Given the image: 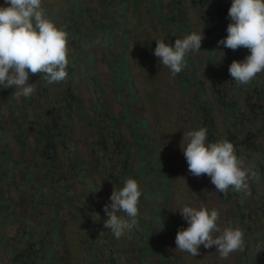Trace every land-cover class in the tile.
<instances>
[{"label":"rangeland","instance_id":"obj_1","mask_svg":"<svg viewBox=\"0 0 264 264\" xmlns=\"http://www.w3.org/2000/svg\"><path fill=\"white\" fill-rule=\"evenodd\" d=\"M42 7L69 34V75L52 84L30 75L36 90L27 98L0 89V264H264V97L221 72L218 81L217 59L190 60L211 58L207 50L186 56L191 87L153 54L158 40L174 45L193 30L209 38L212 26L231 21H202L206 10L191 0H42ZM172 16L183 33L173 31ZM228 50L230 63L250 55ZM124 63L134 91L117 87ZM249 88L264 93V72ZM140 119L147 127H138ZM200 128L209 142L233 143L249 172L245 191L221 193L210 177L188 171L183 133ZM129 177L142 193L140 214L117 239L103 227L104 205ZM165 179L170 197L159 192ZM184 206L216 209L221 228L244 232L243 250L222 259L215 246L201 245L199 256L175 249L178 230L188 227ZM164 211L168 227L158 222Z\"/></svg>","mask_w":264,"mask_h":264},{"label":"clouds","instance_id":"obj_2","mask_svg":"<svg viewBox=\"0 0 264 264\" xmlns=\"http://www.w3.org/2000/svg\"><path fill=\"white\" fill-rule=\"evenodd\" d=\"M5 5L0 6V89L15 88L13 94L27 98L36 90L30 75L40 74L50 84L68 79L69 34L46 15L42 0H5ZM228 18L227 36L218 41L217 50L223 45L233 51L242 47L250 51L244 60H234L229 66L232 81L247 85L264 72V0H232ZM203 39L204 33L193 32L177 38L174 45L158 40L153 54L175 75L186 67L189 53L201 50ZM181 149L188 171L196 177H210L217 191L227 194L229 188L235 192L247 189L249 172L232 142H209L207 129L200 128L183 133ZM141 194L138 181L129 177L104 205L107 219L103 227L115 238L137 225ZM179 213L188 227L178 230L175 249L199 256L201 245L206 249L215 246L222 259L243 250L244 232L239 227L221 228L216 209L184 206Z\"/></svg>","mask_w":264,"mask_h":264},{"label":"flooded vegetation","instance_id":"obj_3","mask_svg":"<svg viewBox=\"0 0 264 264\" xmlns=\"http://www.w3.org/2000/svg\"><path fill=\"white\" fill-rule=\"evenodd\" d=\"M191 1L194 4V6L200 5V8H204V10H206V14H208L209 18H207L205 15L204 16L202 15L201 18H202V21H205L206 23H210V25H212L211 23H214L215 20L219 24V21H223L224 20L226 22V19H229L228 18V10L231 7V4H230V6H224V7L221 8L220 5L223 2V0H191ZM79 10L80 9H78L77 11L80 12ZM222 16L224 17V19L221 18ZM168 21H174L175 22V27L173 28V31H177L180 34L184 32V29L181 27L180 20H176L172 16L171 18H169ZM211 28L213 29V31H210V29L208 30V32L210 33V37L209 38H204L203 41H202V45H201L202 53H203V50H207L208 53L210 54L211 58H206V57H204V58L202 57V58H199V59H191L190 58V60L192 62H194V61L199 62L200 61L202 63L209 64L212 61L214 62V59H217V61L215 62V65H214L215 68H216V70H215V74L216 75L214 74V76H216L217 80L219 81L220 79H219V76H217V75L221 72L223 75H228L232 79L230 74H228L229 66L231 65L230 60H229V58H230L229 57V50L227 48H225L223 45H219V49L220 50H218V51L215 50L216 53H214L215 46L218 43L216 41L217 40L216 37L217 36H220V37L221 36H225V37L227 36V31H226L227 24L226 25L219 24L218 27L215 28V27L212 26ZM193 32H197V31L193 30L192 33ZM180 39H182V37H180ZM226 49H227V54H226ZM221 50L225 52V55L223 57L225 59V62L219 55ZM125 65H126L125 63L122 65L121 72L119 73L117 79H122L123 78L122 76L124 75L125 68H126ZM188 65H189V63H188V60L186 58V67H184L185 70H182L179 73L178 80L180 81V83L184 82V83H186L185 85L189 84L190 87H191V84H190V82H189V80L187 78L189 74H188V72H186V70H188V67H189ZM196 65L193 66L194 69H193V72H191V76H192L193 79H198V78H196V76L198 75L197 74L198 73V68H197ZM258 75H260V74H258ZM213 79H214V77H212V80ZM199 80H200V83H201L200 84L201 85V93L203 94V97H204V90H205L204 82L205 81L203 79H199ZM199 80L195 82L196 85L198 84ZM232 84L236 85L237 87L239 86L238 88L240 90L244 89V87H247L248 91L250 92L249 96H251V94H253V93H257L258 94V97H257L258 101H260L264 97V93L262 92V90L258 91L257 89L256 90L255 89H251V88H249V84H247V85H237L234 81H232ZM214 90H216L218 93H220V90H217V89H214ZM216 101H217L216 103H221V104L227 103L224 99H221V98H218ZM247 114H248V116H251V115H254V112H252V110H251ZM249 121H251V120H249ZM231 125H233V124L231 123ZM244 140H245V142H248L249 136H247ZM143 147H144V145H143ZM250 154H247V155H248V158L251 160L253 156L250 155ZM251 178L253 179L254 177H251ZM159 192L160 193H164V189H162V188L159 189ZM162 217H163V214L161 212H159V214H158V218H159L158 222L161 223L162 226L168 227V225L166 223L167 221L163 222L161 220ZM165 248L166 247H163L164 251L167 250V248L166 249ZM246 256H247V253H246Z\"/></svg>","mask_w":264,"mask_h":264},{"label":"trees","instance_id":"obj_4","mask_svg":"<svg viewBox=\"0 0 264 264\" xmlns=\"http://www.w3.org/2000/svg\"><path fill=\"white\" fill-rule=\"evenodd\" d=\"M137 1V0H136ZM77 10L79 9V8H76ZM79 11H82V9H80ZM81 23H82V21H76V24H77V27L78 28H80V26H81ZM78 31V30H77ZM125 72H124V75L121 77L122 79H117V82H116V84H117V87L120 89V88H127L128 90H130V91H134V89H133V87H132V85H131V81H132V76H131V73H130V70L128 69V66H127V63H126V65H125ZM138 123V127L139 128H145V127H147V122H146V120L145 119H140L139 121H137ZM143 145L144 144H142V146H140V149H141V151H145V147H143ZM148 168H150V170H151V166L150 165H148ZM164 188L162 187V189H164V196H166V197H170L171 196V193H170V187H169V184H168V180L167 179H165V182H164ZM161 194V193H160ZM162 214H163V217H162V221L163 222H166L167 223V225H169V219H170V215H169V211H164V212H161Z\"/></svg>","mask_w":264,"mask_h":264}]
</instances>
